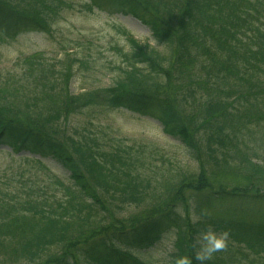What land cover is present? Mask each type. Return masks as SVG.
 Here are the masks:
<instances>
[{"label": "trees", "instance_id": "16d2710c", "mask_svg": "<svg viewBox=\"0 0 264 264\" xmlns=\"http://www.w3.org/2000/svg\"><path fill=\"white\" fill-rule=\"evenodd\" d=\"M70 1L0 0V46L32 32L58 40L61 11L76 5ZM79 5L87 12L138 18L170 56L163 60L119 28L129 49L115 45L123 66L113 85L70 90L72 79L83 78L95 60L62 37L53 55L45 50L21 55L13 72L2 74L0 150L31 166L48 168L50 161L65 179L57 198L48 193L38 198L45 189L35 184L23 197L0 190V259L264 264V222L211 211L223 200L264 203V190H253L254 184L241 193L240 187L215 182V171L233 166L252 170L248 179L264 181V169L256 164L264 162V0H81ZM7 90L19 102L8 105ZM10 108L32 119L3 112ZM119 109L159 122L189 164L164 155L163 164L153 162V155H162L155 145L107 131L99 111ZM115 198L119 205L150 208L129 225L112 224L103 206ZM15 220L25 231L11 224ZM209 229L227 231V242L201 262L196 253ZM158 246L169 252L155 261L149 252Z\"/></svg>", "mask_w": 264, "mask_h": 264}, {"label": "rangeland", "instance_id": "374dc122", "mask_svg": "<svg viewBox=\"0 0 264 264\" xmlns=\"http://www.w3.org/2000/svg\"><path fill=\"white\" fill-rule=\"evenodd\" d=\"M81 0H71L74 3V7H67L61 11L59 21L57 22V29L55 33L58 40L65 38L70 40L75 45L84 47L87 51L85 56L91 59V62L95 60V63H91L90 70L83 78L74 77L71 82V88L74 93L82 91V87L93 88L96 86H110L116 83L119 79V67L122 65L121 55L118 52V48L129 49L128 38L124 35L121 29H125L129 35L138 41L145 48H152L163 54V60H166L170 56V51L163 46L156 44L152 38L151 31L147 25H145L138 18L132 15L119 14L116 16H108L104 12L96 10L94 12L85 11L82 6L79 5ZM58 40L38 34L35 32L25 34L21 36L17 41L0 46V77L9 71L13 72L16 67V59L21 55H26L35 50H45L50 55H53L58 48ZM56 46V47H54ZM55 49V50H54ZM77 50V49H74ZM72 50V51H74ZM75 53V52H74ZM61 53L58 55L60 56ZM1 84V80H0ZM6 88H2L0 93L5 92ZM8 91V90H7ZM7 97V104L17 102L18 100L8 91L4 94ZM19 102V101H18ZM1 106V105H0ZM3 110V109H2ZM4 113L10 115L19 120H31L25 112L22 113L17 109L3 110ZM99 123L107 129L110 133L124 137L129 141L145 142L153 144L157 147V150L162 151V155H153V162L162 163V156L177 160L178 164L184 165L186 162L189 164L182 149H180L175 140L166 135L161 128L159 122L146 115L133 114L126 109L119 110H103L99 111ZM156 152V151H155ZM50 167L31 166L27 162L18 160L17 158L10 156L4 150H0V190H7V192L17 191L19 197H23L26 192L24 189L28 185L42 186V195L36 194L38 198H44L48 193L52 198H57L63 195L60 190V180L65 179V175L62 171H59L53 163L45 161ZM185 164V165H188ZM194 163L191 162V165ZM258 166H262L264 169V162L257 161ZM248 168H239L233 166L229 171H215V182L225 185L228 188L240 187L239 191L247 190L244 186L256 185L253 190H264V181L257 180L254 177L247 178L245 175L252 173V170L248 171ZM257 173V170H253ZM264 177V175H263ZM55 187V188H54ZM115 187V186H114ZM218 184L214 185L217 188ZM248 190H252L249 188ZM61 191V192H60ZM256 193V191H247ZM241 193H244L242 191ZM185 194V192H184ZM198 196V194H196ZM200 196V195H199ZM111 198V197H110ZM109 198V199H110ZM118 198L112 199L109 202V206H103V212L107 214V220H110L112 224L124 222L129 225L134 222L136 217H140L141 213L150 208V206H143L137 204L124 203L119 205ZM121 202H123L121 200ZM192 209L195 211V203L197 202L193 198ZM188 212L190 213V209ZM231 211L235 215L248 218L254 221L264 222V203H250L242 204L236 200H223L217 202L211 207L212 212H224ZM103 219V218H102ZM103 222V220H101ZM107 223V222H106ZM11 224L19 225L21 231H25V224L15 220ZM167 241L163 242V244ZM168 244V243H167ZM58 248H53L56 250ZM166 252H169L168 246L154 247L149 252L150 258L155 261L163 260L166 257ZM0 264H33L28 260H21L20 262L4 261L0 259Z\"/></svg>", "mask_w": 264, "mask_h": 264}, {"label": "clouds", "instance_id": "9594fccd", "mask_svg": "<svg viewBox=\"0 0 264 264\" xmlns=\"http://www.w3.org/2000/svg\"><path fill=\"white\" fill-rule=\"evenodd\" d=\"M228 232L216 233L214 230H206L201 234V239L203 240V245L201 250L196 253V259L203 262L207 260L211 253L220 250L225 247L227 242ZM180 264H190V261L183 259Z\"/></svg>", "mask_w": 264, "mask_h": 264}]
</instances>
